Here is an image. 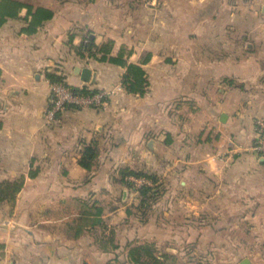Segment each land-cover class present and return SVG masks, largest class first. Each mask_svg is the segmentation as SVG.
Segmentation results:
<instances>
[{"label": "crops", "instance_id": "0c3cea01", "mask_svg": "<svg viewBox=\"0 0 264 264\" xmlns=\"http://www.w3.org/2000/svg\"><path fill=\"white\" fill-rule=\"evenodd\" d=\"M9 1L21 6L5 11L0 27L3 179L24 184L13 204L0 205V264H115L122 256L132 264L127 254L106 251L87 227L69 228L91 197L105 211L125 207L128 191L112 171L120 164L174 180L178 210L217 211L225 227L264 212V158L252 150L256 121L264 118V0H176L196 5L190 34L208 37L176 44L149 38L150 21L164 18L172 0H157L155 11L152 0H3V10ZM40 8L51 17L41 19ZM221 18L225 26L217 28ZM232 20L255 26L232 27ZM89 35L94 51L104 46L109 56L128 47L130 60L146 71L144 95L120 84L125 67L79 53ZM167 52L176 54L170 59ZM146 53L151 59L141 64ZM77 67L90 69L96 82L85 81ZM48 73L72 87L110 91L107 106H71L47 122ZM92 143L98 165L89 171L79 160Z\"/></svg>", "mask_w": 264, "mask_h": 264}, {"label": "rangeland", "instance_id": "374dc122", "mask_svg": "<svg viewBox=\"0 0 264 264\" xmlns=\"http://www.w3.org/2000/svg\"><path fill=\"white\" fill-rule=\"evenodd\" d=\"M175 1L176 0L168 2V7L163 8L162 14L165 15L164 18L156 16L150 21L153 26L151 35L149 36V38H153L151 42L157 44L161 43L162 40H166L165 42L168 44L181 42L192 43L195 42V38H197L199 39L198 43H207L208 37L206 35L193 37V35L190 34L195 23V17L192 19V15L193 7L195 8L196 5H192L190 1H185L184 4H175ZM1 6L3 9V0H0V7ZM5 6H9V4H5ZM157 6L159 7L157 0H152L151 4H149V8L152 11H155ZM235 6L237 7L235 10L239 9V5ZM200 10L206 15L207 6H202ZM208 26L207 19H200L201 29H207ZM224 26L225 21L222 18L216 20L217 28H223ZM231 26L254 27L255 23L254 21L232 20ZM99 49L98 52L92 50L94 55H91L90 52H85L89 61L96 59L97 55L100 56V58L105 55L106 57L109 56L108 53L103 51L104 46H101ZM167 53L170 59L173 54H176L175 52ZM131 54L132 52L127 47V49L125 48L118 56L122 57L127 63H133V60L136 58H132L133 60L131 61ZM160 54L164 53L160 52ZM120 84L123 85L122 79ZM123 87L125 86L123 85ZM92 89L94 92L105 93L104 101L105 106H107L110 91L97 89L95 87H92ZM104 108L105 107H98L97 109L103 110ZM97 165L95 161L94 166ZM129 169L131 168L124 164L112 168V171L118 175L120 180L118 184L124 186L128 191L127 193L129 195L126 193V198L122 200L125 207L116 212H110L109 210L105 211L102 201L98 200V198L91 197L82 203V217L78 224L69 227L70 230L77 233L81 230L83 231V229L87 227V234L96 237L97 242L103 246L105 250L108 248L110 250H118L124 255H128V250L132 245L150 243L157 254L169 252L176 255L177 264H240L244 259H248L250 264H264V212L260 213L256 220L248 219L241 221V223H243L242 226L225 227L223 226L222 220H220L222 219L221 217H223L221 216L222 213L217 211L194 214L178 210L177 208L180 207L179 197L177 201V196L172 192L175 188V181L169 178L167 179L163 177V175L154 176L155 180L144 176L129 175L126 176L125 182H122V171ZM143 173L149 176L152 175V173L149 172ZM4 179L3 70L1 69L0 182L6 180ZM143 185H148L150 187L147 197H143L141 194L140 190ZM117 195V198L121 196L120 193ZM15 200L16 198L12 201L7 200L1 202L0 205H10L13 204ZM99 209H102L101 214L98 213ZM186 214L189 215L188 218H186ZM228 215H230V213L225 214V218H227ZM215 220H219V222ZM94 223L97 224L94 225ZM123 261H125V256H122L115 264H124Z\"/></svg>", "mask_w": 264, "mask_h": 264}, {"label": "trees", "instance_id": "16d2710c", "mask_svg": "<svg viewBox=\"0 0 264 264\" xmlns=\"http://www.w3.org/2000/svg\"><path fill=\"white\" fill-rule=\"evenodd\" d=\"M21 6V3L10 1L9 6H7L6 10L1 9L0 10V27L5 22V11H11L16 12L19 7ZM30 10V9H29ZM38 12L40 13L41 19H45L48 17H51L52 13L49 12L47 9L40 8L38 9ZM30 32L34 31V28H30ZM85 41L86 44H85ZM82 44V46L79 47V53L83 55L85 52L91 53V55H94L93 48L95 47L94 42L91 38V36H87ZM151 54L146 53L145 56L141 60V64H146L150 61ZM99 60L101 61H108L113 64L121 65L127 68V71L122 77V84L125 86L126 90L130 93H135L139 95H144L147 92V89L149 87V80L146 74V71L141 65L133 64V63H127L122 57L120 56H103L102 58L99 57ZM48 78L51 80V83H57L62 82L63 77L56 75L55 73H48ZM73 91L75 93H90L91 91L87 90L86 88L79 89L77 87H73ZM94 93V91H92ZM99 154V148L97 143H92L89 145H86L83 149L81 158L79 160V163L82 167L85 169L91 171L93 166L95 165V161L97 159V156ZM134 175V176H144L149 177L153 180H155V177L153 175L149 176L146 173L143 172H136L132 169L129 170H123L121 173V180L122 182H125L126 176ZM24 184L23 179L18 180H5L3 182H0V204L4 201H12L16 198L17 194L20 192ZM150 190V187L148 185H143L141 188V194L143 197L148 196V192ZM99 214L102 213V209H99ZM100 222V221H98ZM97 222V223H98ZM97 223H94L96 225ZM128 261L132 264H177V257L176 255L169 253V252H163L161 254H157L156 250L150 243L145 244H135L130 246L128 250Z\"/></svg>", "mask_w": 264, "mask_h": 264}, {"label": "built area", "instance_id": "2783aa9c", "mask_svg": "<svg viewBox=\"0 0 264 264\" xmlns=\"http://www.w3.org/2000/svg\"><path fill=\"white\" fill-rule=\"evenodd\" d=\"M87 41H85L86 44ZM90 93H75L73 87L65 80L62 82L51 83V100L50 106L46 111L47 122H54L60 112L71 106L76 107H105V93H92V86H84ZM258 135L252 149L264 158V119H257Z\"/></svg>", "mask_w": 264, "mask_h": 264}, {"label": "water", "instance_id": "95a60500", "mask_svg": "<svg viewBox=\"0 0 264 264\" xmlns=\"http://www.w3.org/2000/svg\"><path fill=\"white\" fill-rule=\"evenodd\" d=\"M76 73L77 74H81L82 75V78L85 80V81H91L92 84H94L96 81H95V78H92V72L90 69L88 68H84V69H81V68H76ZM240 264H250V261L248 259H244Z\"/></svg>", "mask_w": 264, "mask_h": 264}]
</instances>
